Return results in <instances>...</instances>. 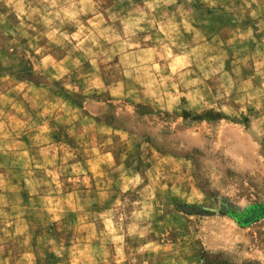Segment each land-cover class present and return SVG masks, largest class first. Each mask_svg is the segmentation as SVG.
<instances>
[{
	"label": "rangeland",
	"instance_id": "rangeland-1",
	"mask_svg": "<svg viewBox=\"0 0 264 264\" xmlns=\"http://www.w3.org/2000/svg\"><path fill=\"white\" fill-rule=\"evenodd\" d=\"M0 264H264V0H0Z\"/></svg>",
	"mask_w": 264,
	"mask_h": 264
}]
</instances>
